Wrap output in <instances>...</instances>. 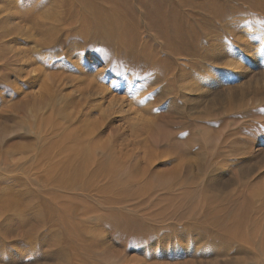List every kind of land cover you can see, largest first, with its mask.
I'll return each instance as SVG.
<instances>
[{
  "label": "rangeland",
  "instance_id": "rangeland-1",
  "mask_svg": "<svg viewBox=\"0 0 264 264\" xmlns=\"http://www.w3.org/2000/svg\"><path fill=\"white\" fill-rule=\"evenodd\" d=\"M0 264H264V0H0Z\"/></svg>",
  "mask_w": 264,
  "mask_h": 264
},
{
  "label": "bare ground",
  "instance_id": "bare-ground-1",
  "mask_svg": "<svg viewBox=\"0 0 264 264\" xmlns=\"http://www.w3.org/2000/svg\"><path fill=\"white\" fill-rule=\"evenodd\" d=\"M56 145H58V144H56ZM59 147H60V145H59ZM49 156L50 157L48 159V165L51 168L52 173L51 174H47V171H46V174L43 173V174H45L44 178L39 179V180H41L42 182H47V181H49L48 179L50 178L52 181H56L57 183L58 182H63V180H65V177H64L65 173H64V168H63L64 167L63 166V155L61 153V150L59 149L57 152L55 151L54 153L49 154Z\"/></svg>",
  "mask_w": 264,
  "mask_h": 264
}]
</instances>
